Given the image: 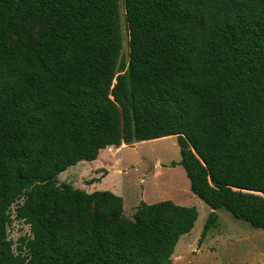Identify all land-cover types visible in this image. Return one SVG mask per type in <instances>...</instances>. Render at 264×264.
Instances as JSON below:
<instances>
[{"label": "trees", "instance_id": "trees-1", "mask_svg": "<svg viewBox=\"0 0 264 264\" xmlns=\"http://www.w3.org/2000/svg\"><path fill=\"white\" fill-rule=\"evenodd\" d=\"M0 0V264H172L195 206L141 202L57 176L176 136L190 190L264 230V0ZM122 146V145H121ZM171 164H175L174 162ZM26 256L7 238L24 189Z\"/></svg>", "mask_w": 264, "mask_h": 264}, {"label": "rangeland", "instance_id": "rangeland-1", "mask_svg": "<svg viewBox=\"0 0 264 264\" xmlns=\"http://www.w3.org/2000/svg\"><path fill=\"white\" fill-rule=\"evenodd\" d=\"M119 1L121 55L126 60L128 30L123 0ZM121 145L100 151L99 160L79 161L68 167L59 173L57 183H70L87 192L110 190L122 197L123 215L128 218H132L142 201L172 200L179 205L195 206L197 218L192 229L181 235L176 243L172 264H251L259 260L261 249H264V230L234 218L223 208L215 210L217 219L199 243L212 209L190 190L185 170L178 164L180 147L176 136ZM173 162L175 164H171ZM19 182L24 189L7 210V238L17 257L27 255L25 242L33 237L32 224L22 215V205L27 193L36 185L31 179ZM250 241L253 244H247Z\"/></svg>", "mask_w": 264, "mask_h": 264}, {"label": "crops", "instance_id": "crops-1", "mask_svg": "<svg viewBox=\"0 0 264 264\" xmlns=\"http://www.w3.org/2000/svg\"><path fill=\"white\" fill-rule=\"evenodd\" d=\"M107 148V147H106ZM106 148H104V150L106 149ZM100 151H103L102 149L100 150ZM99 151V152H100ZM99 156H100V154L98 153V155H97V158H98V160H99ZM95 160V159H94ZM81 161H86V160H81ZM92 161V160H91ZM97 162V161H96ZM78 163V162H77ZM83 163V162H82ZM88 163H91V162H88ZM231 242L233 241V240H230ZM251 241H253V240H251ZM247 242V244H249V245H251V244H253V242ZM262 251H261V254L259 255L260 256V258H258L259 260H255V261H251L252 263L251 264H264V249H261Z\"/></svg>", "mask_w": 264, "mask_h": 264}, {"label": "bare ground", "instance_id": "bare-ground-1", "mask_svg": "<svg viewBox=\"0 0 264 264\" xmlns=\"http://www.w3.org/2000/svg\"><path fill=\"white\" fill-rule=\"evenodd\" d=\"M109 148V147H108Z\"/></svg>", "mask_w": 264, "mask_h": 264}]
</instances>
